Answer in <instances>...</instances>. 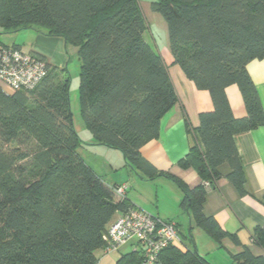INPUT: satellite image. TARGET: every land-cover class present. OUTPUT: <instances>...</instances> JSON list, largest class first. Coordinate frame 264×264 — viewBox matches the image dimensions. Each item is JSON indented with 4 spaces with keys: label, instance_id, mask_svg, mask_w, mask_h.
I'll use <instances>...</instances> for the list:
<instances>
[{
    "label": "trees",
    "instance_id": "trees-1",
    "mask_svg": "<svg viewBox=\"0 0 264 264\" xmlns=\"http://www.w3.org/2000/svg\"><path fill=\"white\" fill-rule=\"evenodd\" d=\"M150 4L167 24L174 62L213 102L200 113L198 127L188 128L195 141L179 161L203 179L195 187L158 170L141 152L159 137L178 95L162 55L145 36L149 24L140 0H0V26L32 28L77 48L81 113L94 142L119 150L143 179L165 176L182 190L180 207L191 219L184 247L163 248L155 264H211L197 251L192 230L197 226L217 241L230 237L239 243L236 233L204 212V203L222 177L240 195L248 193L234 136L264 126V106L247 68L264 58V0ZM48 64L47 76L32 90L8 93L0 87V264H98L110 223L136 205L118 197L114 188L120 184L108 185L81 156L69 72ZM231 85L242 94L244 116L234 113ZM255 237L264 245V228ZM233 258L264 264V256L248 249ZM142 259V251L132 249L115 264Z\"/></svg>",
    "mask_w": 264,
    "mask_h": 264
},
{
    "label": "crops",
    "instance_id": "crops-1",
    "mask_svg": "<svg viewBox=\"0 0 264 264\" xmlns=\"http://www.w3.org/2000/svg\"><path fill=\"white\" fill-rule=\"evenodd\" d=\"M148 7V10L142 8L149 24L145 36L162 55L178 95V102L163 117L159 137L145 144L141 152L158 170L171 173L181 178L189 186L195 187L201 184L203 179L193 168L181 167L179 161L189 152L195 141L188 128L198 127L200 113L213 108L212 98L207 90L198 89L186 76L180 65L174 62L169 46L167 24L159 13L152 10L150 3ZM150 22L159 24L157 25L159 35H155ZM64 42L62 37L46 36L37 32L34 43L26 50L42 55L52 66H56L60 70L64 68L62 64L64 57L61 50ZM247 68L264 106V58L250 61ZM227 93L234 113L237 116H244L246 108L238 86H229ZM88 140L89 143L96 144L92 136ZM234 140L246 169L248 193L240 195L235 186L227 178L222 177L218 180L216 187L208 190L204 212L214 216L218 223L230 233H236L239 243H235L230 237L217 241L197 226L192 230L197 251L204 255L211 264H241L234 260L233 255L245 249L255 256H264V245H261L255 237L256 229L264 228V126L238 133L234 136ZM111 160L113 161L108 160L110 165L107 166V170L112 173L111 181L102 177L105 182L110 186L129 183L127 198L138 207H147L149 196L140 187L144 185L141 181L146 179L131 170L126 166V163L123 164L124 169L131 171L128 174L130 175L129 179L125 175L118 179L120 174L118 171L114 172V169L117 166L121 167L125 158L120 160L116 156ZM104 167L106 168V166ZM147 181L156 185L154 197L152 196L155 208L151 209V214L163 220L176 222L180 232L184 234L185 226L189 225V228L191 226V219L189 214L180 207L183 195L180 187L165 176ZM161 187L163 190L160 192ZM131 188L133 190H130ZM142 198H145V202ZM187 232L189 233V229ZM97 256L99 258L98 254ZM101 263V258H99L98 264Z\"/></svg>",
    "mask_w": 264,
    "mask_h": 264
},
{
    "label": "built area",
    "instance_id": "built-area-1",
    "mask_svg": "<svg viewBox=\"0 0 264 264\" xmlns=\"http://www.w3.org/2000/svg\"><path fill=\"white\" fill-rule=\"evenodd\" d=\"M49 64L36 52L14 45L0 44V87L8 93L34 89L48 74ZM209 186L210 183L206 182ZM129 185L114 188L124 198ZM106 245L101 255L117 252L133 243L143 254L142 264H155L163 248L173 244L184 247L181 232L174 221L163 220L138 206L119 213L104 236Z\"/></svg>",
    "mask_w": 264,
    "mask_h": 264
},
{
    "label": "rangeland",
    "instance_id": "rangeland-1",
    "mask_svg": "<svg viewBox=\"0 0 264 264\" xmlns=\"http://www.w3.org/2000/svg\"><path fill=\"white\" fill-rule=\"evenodd\" d=\"M152 0H140L141 8L148 10L149 3H151ZM151 10V9H150ZM152 25V30L155 33V35H159L157 25H159L157 22H150ZM37 32L35 29L32 28H21L13 31H5L2 26H0V42L5 45H14L18 44L21 45L23 49H28L35 41L37 37ZM158 32V33H157ZM62 54H63V60L62 64L64 67L67 68L69 75H70V84H69V102H70V108L72 112V119L75 130L79 133L81 139L84 142V145L79 148V152L85 162L90 165L100 176L105 178L107 181L110 180V175L112 174L107 170V166H109V161L112 162V159H115L117 156L120 160H123V154L112 147L102 145V144H91L89 143L88 139L91 138L92 133L88 129L81 113V104H80V74H81V67H80V61L77 53V48L72 45H66L64 42V45L61 47ZM63 69V68H62ZM61 70V69H60ZM109 160V161H108ZM107 161V163H105ZM124 162V163H123ZM122 166L115 167L114 172H119L120 174L118 176V179L125 175L127 179H129L128 175L131 171L124 169L125 166L123 164L126 163L125 160H123ZM117 165V164H115ZM106 166V168L104 167ZM108 171V172H107ZM123 172V173H122ZM136 178H138L136 176ZM130 181V180H129ZM143 182L142 187L144 191L147 193V196H149V202L147 201V207H140L141 209H144L145 211L151 213V209L155 208V205L153 204V197L156 190V185L153 183H150L151 181H141ZM153 184V185H151ZM129 185V183H128ZM130 190H133L132 188ZM163 190V188H160V192ZM153 196V197H152ZM145 197V196H144ZM142 200L145 202V198H142ZM147 200V199H146ZM189 225H186L183 232L184 234H188ZM187 232V233H186ZM181 232V236H182ZM183 237V236H182ZM184 238V237H183ZM186 242V240L184 239ZM135 248V245L133 243H129L123 247L120 248V250L117 253H111L102 259V255L100 251H98L99 258H101L102 263L101 264H115V261L117 257L125 253L129 250H132ZM237 262V261H236Z\"/></svg>",
    "mask_w": 264,
    "mask_h": 264
}]
</instances>
